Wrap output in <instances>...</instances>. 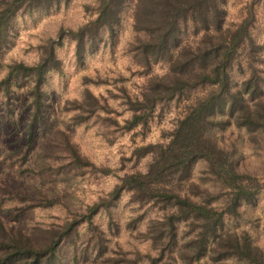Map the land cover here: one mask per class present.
<instances>
[{
    "label": "trees",
    "instance_id": "16d2710c",
    "mask_svg": "<svg viewBox=\"0 0 264 264\" xmlns=\"http://www.w3.org/2000/svg\"><path fill=\"white\" fill-rule=\"evenodd\" d=\"M69 1L0 0V122L11 113L13 86L29 78L25 139L31 147L52 107L47 79L61 71L57 47L66 38L72 41L74 61L83 65L88 55L115 43L128 10L133 36L126 51L142 76L135 93L118 86L128 115L118 121L119 112L92 92L88 83L93 80L86 75L79 96L66 100L65 110L75 124L102 117L133 136H143L150 121L174 103L181 105L180 113L162 139L133 144L126 158L131 169L120 174L94 164L66 131L55 129L49 151L33 149L30 172L45 170L53 155L74 175L109 174L115 181L60 221L22 229L0 218V264H61V244L73 240L80 227L86 234L82 251L87 249L99 264H264V246L237 226L243 208L264 184L233 158L242 132L252 140L259 135L264 150V42L254 30L258 14L264 20V0H243L240 18L232 23L226 21L228 0H88L82 4L86 20L75 28L60 27L54 38L44 40L36 61L4 60L18 13ZM155 64H163L164 71L150 73ZM197 162L203 166L194 176ZM122 195L133 208L146 204L154 209L140 228L141 214L125 218L131 235L148 242L145 252L126 251L111 241L117 226L114 208ZM26 201L29 207L47 208L59 199L37 190ZM98 213L105 216L104 224L94 220Z\"/></svg>",
    "mask_w": 264,
    "mask_h": 264
},
{
    "label": "rangeland",
    "instance_id": "374dc122",
    "mask_svg": "<svg viewBox=\"0 0 264 264\" xmlns=\"http://www.w3.org/2000/svg\"><path fill=\"white\" fill-rule=\"evenodd\" d=\"M85 2L88 0H70L48 10L33 11L29 14L18 13L14 18L4 60L28 64L36 61L39 56L38 47L44 40L54 38L60 27L75 28L86 20L88 14L82 6ZM242 3L243 0H228L227 23L236 22L240 18ZM119 28L113 45L99 48L95 53L88 55L80 66L74 61L72 41L66 38L63 44L57 47L56 54L61 60V71L49 73L47 79L52 107L31 147L26 146L25 139L29 114L26 88L30 85V80L21 79L13 86L15 94L11 113H4L0 122V218L5 222H12L25 229L36 222L44 225L50 221H60L66 211L82 209L114 183L115 177L109 174L93 176L86 172L83 176L74 175L71 168L62 165L53 155L49 158V165L45 170L30 172L33 149L40 146L49 151L48 142L55 129L66 131L78 145L80 152L94 164L109 167L115 174H120L131 169L132 161L126 158L133 144L162 139V133L172 126L173 118L180 113V104L174 103L168 109L164 108L159 118L156 116L150 121L143 136H133L131 132L122 133L102 117L91 116L77 124L71 121V111L64 108L65 101L79 96L84 75L93 80L88 83L92 92L106 97L112 108L119 112L117 115L113 113L118 121L128 115L120 104L118 86L123 84L127 92L132 94L138 90L142 79V76L135 72L136 67L126 51L127 42L133 36L129 10L123 16ZM254 30L258 39L264 42V20L260 14ZM164 69L163 64H155L150 73H161ZM98 114L104 115L100 111ZM239 136L242 137L236 142L238 149L233 157L235 162L240 169L254 173L264 184V150L261 148V138L255 135L256 140H252L244 132ZM202 166L201 162L195 164L194 176ZM37 190L47 197H56L59 201L47 208L29 207L26 200L29 195L35 196ZM21 197L24 200H20ZM19 205L25 208L16 209L15 206ZM130 214H141L140 220L136 221V227L140 228L147 217L154 214V209L146 204L141 207L135 204L133 208V205L126 201V195H122L114 208L117 226L115 233L110 235L111 241L117 242L126 251L137 249L139 252H145L148 242L135 238L125 225V218ZM94 220L104 224L105 216L98 213ZM237 222L238 227L248 230L256 244L264 246V187L243 208ZM85 240L86 234L83 227H80L73 240L64 241L61 244V264H99L98 258H94L87 249L82 251ZM127 255L131 254L128 252Z\"/></svg>",
    "mask_w": 264,
    "mask_h": 264
}]
</instances>
